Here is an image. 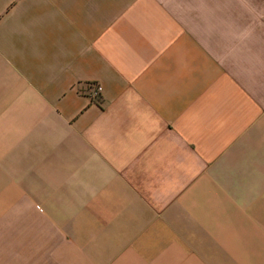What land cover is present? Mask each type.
Masks as SVG:
<instances>
[{
    "label": "crops",
    "instance_id": "1",
    "mask_svg": "<svg viewBox=\"0 0 264 264\" xmlns=\"http://www.w3.org/2000/svg\"><path fill=\"white\" fill-rule=\"evenodd\" d=\"M0 264H264V0H0Z\"/></svg>",
    "mask_w": 264,
    "mask_h": 264
},
{
    "label": "built area",
    "instance_id": "2",
    "mask_svg": "<svg viewBox=\"0 0 264 264\" xmlns=\"http://www.w3.org/2000/svg\"><path fill=\"white\" fill-rule=\"evenodd\" d=\"M86 91L88 93V95L95 100H98L100 95H101V91H102V87L99 83L97 82H90L86 85Z\"/></svg>",
    "mask_w": 264,
    "mask_h": 264
}]
</instances>
